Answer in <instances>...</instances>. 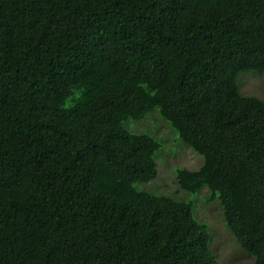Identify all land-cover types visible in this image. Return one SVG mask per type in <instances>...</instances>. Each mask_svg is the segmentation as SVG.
Wrapping results in <instances>:
<instances>
[{
  "label": "trees",
  "instance_id": "1",
  "mask_svg": "<svg viewBox=\"0 0 264 264\" xmlns=\"http://www.w3.org/2000/svg\"><path fill=\"white\" fill-rule=\"evenodd\" d=\"M264 0H0V264H224L195 198L264 264ZM202 158L139 186L164 143ZM189 194L195 195L187 200Z\"/></svg>",
  "mask_w": 264,
  "mask_h": 264
},
{
  "label": "rangeland",
  "instance_id": "2",
  "mask_svg": "<svg viewBox=\"0 0 264 264\" xmlns=\"http://www.w3.org/2000/svg\"><path fill=\"white\" fill-rule=\"evenodd\" d=\"M238 84L241 94L264 99V74L242 72L239 74ZM131 129L148 131L164 143L163 150L156 158L158 166L156 178L139 188L176 198L186 197L187 195L177 185L175 170L177 167L197 169L202 164V158L182 143L174 141L169 128L156 113L141 122H132ZM206 195L207 190L203 189L195 198L194 213L198 220L208 225L211 235L210 248L217 259L224 264H253V257L240 248L235 237L227 229L218 202L204 201ZM194 196L189 194L186 199L191 201Z\"/></svg>",
  "mask_w": 264,
  "mask_h": 264
}]
</instances>
